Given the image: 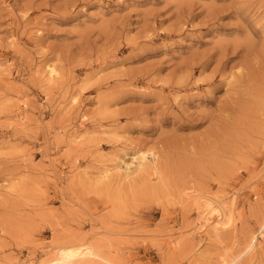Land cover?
<instances>
[{
	"label": "rangeland",
	"instance_id": "obj_1",
	"mask_svg": "<svg viewBox=\"0 0 264 264\" xmlns=\"http://www.w3.org/2000/svg\"><path fill=\"white\" fill-rule=\"evenodd\" d=\"M262 227L264 0H0V264H264Z\"/></svg>",
	"mask_w": 264,
	"mask_h": 264
},
{
	"label": "bare ground",
	"instance_id": "obj_2",
	"mask_svg": "<svg viewBox=\"0 0 264 264\" xmlns=\"http://www.w3.org/2000/svg\"><path fill=\"white\" fill-rule=\"evenodd\" d=\"M49 68V70H48V77H52L53 75H54V73H55V70H54V68L53 67H48ZM57 74V73H56ZM55 74V75H56ZM54 78V77H53ZM50 79V78H49ZM50 81V80H49ZM75 100V99H74ZM78 138V136H75L73 139H77ZM72 140V139H71ZM145 157H142L141 158V161H142V163L141 164H139V166H142V167H144V162H145ZM147 166V165H146ZM107 167V166H106ZM140 168V167H139ZM151 168V167H150ZM142 170V169H141ZM109 169H105V170H103L102 171V176L104 177V179L107 177V176H109ZM106 180H107V178H106ZM203 205H204V207L203 208H205L207 211H208V214L210 215V217H207L206 218V216L203 218V222L199 225L200 227L198 228V230L199 231H204L207 227V225H210V224H213V230H214V232L216 231V232H218V230L220 229V228H222L223 229V227L225 228V227H227L228 225H230L231 223H229V222H223L222 220H223V217L225 216V205L224 206H221V203L219 202V203H217V202H215L214 200H212L211 198L210 199H205V201L203 202ZM203 208H202V210H203ZM205 211V210H204ZM208 216V215H207ZM214 216H216V218L215 219H213L212 220V218L214 217ZM5 221V220H4ZM206 227V228H205ZM7 230V229H6ZM27 230V229H26ZM15 232V231H14ZM12 233V232H11ZM260 234L262 235V236H264V227H262V229H261V232H260ZM11 238V237H10ZM16 238V237H15ZM253 240H252V242H251V245H250V248L253 246V241L256 239V237H254V238H252ZM16 240V239H15ZM20 246V245H19ZM252 249V248H251Z\"/></svg>",
	"mask_w": 264,
	"mask_h": 264
}]
</instances>
